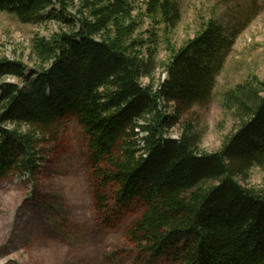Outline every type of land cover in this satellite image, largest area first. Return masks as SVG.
<instances>
[{"label":"trees","instance_id":"16d2710c","mask_svg":"<svg viewBox=\"0 0 264 264\" xmlns=\"http://www.w3.org/2000/svg\"><path fill=\"white\" fill-rule=\"evenodd\" d=\"M68 1L0 0V13L23 24L51 9L48 18L66 28L33 40L31 74L0 59V180L16 173L34 182L40 138L71 116L88 137L98 210L141 204L128 239L148 263L168 256L171 264H264V185L239 180L264 169V79L252 76L223 94L237 126L218 151L200 148L190 122L179 139L168 135L211 101L226 57L262 11L259 0H235L227 19L211 18L178 50L170 41L182 18L176 0H81L80 17L70 19ZM141 15L164 29L169 57L157 85L158 35L136 36ZM164 104L175 106L173 114Z\"/></svg>","mask_w":264,"mask_h":264},{"label":"rangeland","instance_id":"374dc122","mask_svg":"<svg viewBox=\"0 0 264 264\" xmlns=\"http://www.w3.org/2000/svg\"><path fill=\"white\" fill-rule=\"evenodd\" d=\"M234 1L176 0L182 18L170 35L171 45L176 50L183 47L211 18L227 19L235 11ZM259 2L262 11L241 32L226 57L211 101L186 113L180 125L169 131L171 138L179 139L183 124L190 122L200 136V148L213 153L235 130L237 120L224 111L221 100L225 92L252 76L264 79V0ZM68 5V19L79 18L81 0H69ZM51 11L32 24L0 13V59L21 62L31 74L36 67L33 40H49L66 29L48 18ZM140 18L138 38L148 39L150 31L158 35L153 46L158 54L153 72L157 85L166 77L160 65L169 57L164 29L145 15ZM147 53L144 49L146 58ZM5 80L19 83L15 78ZM142 82L147 85L150 80L143 78ZM174 107L167 105L168 113L173 114ZM38 149L42 160L34 182L16 173L0 180V264H171L168 256L148 263L129 241L128 231L143 212L141 204L123 212L111 206L106 215L98 210V182L89 163L88 137L73 117L57 122L52 135L40 138ZM239 180L248 188L261 189L264 169L254 167L246 181ZM113 192L111 188L108 193L110 205Z\"/></svg>","mask_w":264,"mask_h":264}]
</instances>
